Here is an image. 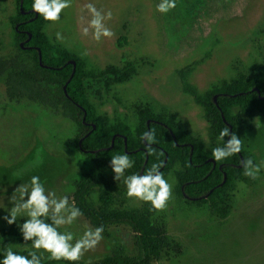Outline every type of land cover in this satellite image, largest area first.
<instances>
[{
    "label": "rangeland",
    "instance_id": "374dc122",
    "mask_svg": "<svg viewBox=\"0 0 264 264\" xmlns=\"http://www.w3.org/2000/svg\"><path fill=\"white\" fill-rule=\"evenodd\" d=\"M87 3L104 13L111 11L112 18L106 21L114 33L111 39L97 43L91 34L81 35L90 19L82 11ZM158 3L72 0L59 21L44 22L42 33L54 56L57 50L72 54L85 73H92L84 82L89 105L101 124L120 120L133 127L137 112L150 108L180 121L185 132L211 151L221 147V142L211 137L203 109L183 92L182 79L202 94L222 81L251 77L261 70L264 0H177L176 8L167 14L156 11ZM16 9V0H0L1 56L9 54L12 47L11 22ZM57 32L64 37L62 41L57 40ZM26 59L33 61L29 55L19 60ZM125 68H132L133 73L124 82L117 83L116 77L108 74L111 69ZM4 80L0 77V236L23 223L24 218H18L8 225L2 217L12 207L14 189L32 176H39L46 191L67 196L72 203V181L86 171L97 175L75 152L74 125L47 107L10 100ZM253 126V131H241L239 138L242 149L259 164L264 161V126ZM180 172L176 165L164 175L172 184V198L161 212L127 199L126 188L113 194L116 210L145 211L161 230L163 247L151 264H264V169L253 183L235 182L226 203L177 199ZM104 173L106 181L123 183L114 180L111 170ZM86 226L91 225L81 216L60 230L79 238ZM102 235L103 240L81 262L100 264L117 253L138 256L129 227L109 226ZM11 249L27 251L30 244Z\"/></svg>",
    "mask_w": 264,
    "mask_h": 264
},
{
    "label": "trees",
    "instance_id": "16d2710c",
    "mask_svg": "<svg viewBox=\"0 0 264 264\" xmlns=\"http://www.w3.org/2000/svg\"><path fill=\"white\" fill-rule=\"evenodd\" d=\"M31 4L32 0H16V14L11 22L14 31L12 47L9 54L0 55V77L5 78L8 98L47 107L74 125L75 152L86 167H91L90 171H97V175L86 171L72 181V202L93 228L103 226L105 231L109 226L129 227L138 249L137 257L117 253L100 264H151L163 247L162 232L151 222L147 212L114 208L113 194L126 187L124 183L116 184L103 177L105 170H111V158L127 154L133 160V167L126 171L125 176L143 174L157 162L163 163L160 171L165 175L177 165L181 170L177 176V199L194 203L215 200L226 203L235 182L253 183L243 175L242 165V161L251 156L242 149L235 156L215 161L213 150L208 151L201 141L185 132L180 121L155 113L150 108L137 112L133 127L120 120L112 125L101 124L89 105L84 82L85 76L92 78V73H85L81 62L72 54L57 50L53 55L51 45L42 33L44 21L33 13ZM24 55L31 56L33 61H20ZM68 62L74 65H68ZM132 73V68H125L123 71L111 69L108 74L121 83ZM182 80L183 92L203 109L209 133L215 142L226 126L238 138L243 130L253 131V123L264 126V65L254 76L222 81L202 94L189 86L185 79ZM214 96H217L216 100ZM149 130L155 133L153 155L147 154L146 144L140 139ZM30 243L25 244L18 226L11 227L0 236V259L8 248L24 247ZM13 251L27 255V251ZM41 264L67 262L44 258ZM77 264L85 263L78 261Z\"/></svg>",
    "mask_w": 264,
    "mask_h": 264
},
{
    "label": "clouds",
    "instance_id": "9594fccd",
    "mask_svg": "<svg viewBox=\"0 0 264 264\" xmlns=\"http://www.w3.org/2000/svg\"><path fill=\"white\" fill-rule=\"evenodd\" d=\"M71 6L72 0H32L31 9L45 23L54 24L60 20L62 12ZM176 6L177 0H159L156 11L167 14ZM82 11H86L90 16L87 26L81 29L82 36L87 37L91 34L92 39L97 43L114 36L113 31L106 26V21L112 18L111 11L104 13L93 3L85 4ZM56 38L61 41L64 39L59 32L56 33ZM226 137H228L227 142H225ZM140 139L146 144L147 154L153 155L155 133L152 130L146 131ZM218 141L222 143V147L213 149L212 156L215 161L235 156L243 148L241 138L230 132L227 126L220 131ZM133 164V160L127 154L114 155L109 164L114 180L123 181L127 199L149 204L154 212L164 211L172 198V184L160 171L163 163H153L143 174L125 176L126 171L131 169ZM242 165L243 175L252 180L258 179L264 169V161L256 164L251 158L242 161ZM239 186L245 187L243 184ZM11 200L12 207L2 219L8 225H13L18 218H24L23 223L18 227L25 244L31 242L30 249H26L27 255H23L8 248L0 259V264H41L44 258L77 264L87 252L94 250L103 240V226L95 228L86 226V230L79 238H76L71 231H61V228L73 225L83 213L76 207L74 201L69 202L67 196L57 197L55 192L46 191L39 176H32L28 183L18 185Z\"/></svg>",
    "mask_w": 264,
    "mask_h": 264
},
{
    "label": "water",
    "instance_id": "95a60500",
    "mask_svg": "<svg viewBox=\"0 0 264 264\" xmlns=\"http://www.w3.org/2000/svg\"><path fill=\"white\" fill-rule=\"evenodd\" d=\"M73 65H74V63L73 62H71ZM214 100H215V98H214Z\"/></svg>",
    "mask_w": 264,
    "mask_h": 264
}]
</instances>
